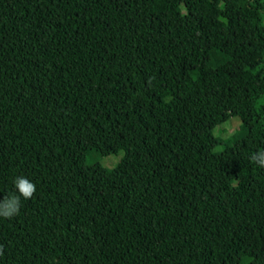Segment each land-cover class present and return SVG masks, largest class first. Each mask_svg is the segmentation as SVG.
<instances>
[{
	"label": "trees",
	"instance_id": "obj_1",
	"mask_svg": "<svg viewBox=\"0 0 264 264\" xmlns=\"http://www.w3.org/2000/svg\"><path fill=\"white\" fill-rule=\"evenodd\" d=\"M261 151L264 0H0V264H264Z\"/></svg>",
	"mask_w": 264,
	"mask_h": 264
},
{
	"label": "clouds",
	"instance_id": "obj_2",
	"mask_svg": "<svg viewBox=\"0 0 264 264\" xmlns=\"http://www.w3.org/2000/svg\"><path fill=\"white\" fill-rule=\"evenodd\" d=\"M251 160L256 162L260 167H264V151L253 155ZM14 185L19 194L5 197L0 201V217L12 218L17 215L19 213L21 197L30 199L36 192L35 184L23 176L16 177Z\"/></svg>",
	"mask_w": 264,
	"mask_h": 264
},
{
	"label": "rangeland",
	"instance_id": "obj_3",
	"mask_svg": "<svg viewBox=\"0 0 264 264\" xmlns=\"http://www.w3.org/2000/svg\"><path fill=\"white\" fill-rule=\"evenodd\" d=\"M242 121L239 117H232L227 122L217 126L214 130V135L220 139L226 140L231 136L236 130L240 129ZM222 145L216 147V151H221ZM124 156V152L121 151L118 154H113L107 157H101L98 162L105 168L112 169L117 166Z\"/></svg>",
	"mask_w": 264,
	"mask_h": 264
}]
</instances>
